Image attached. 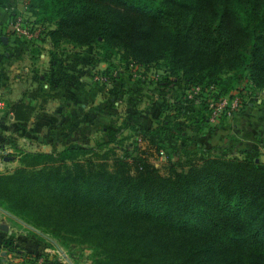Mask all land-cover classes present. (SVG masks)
<instances>
[{"label":"trees","instance_id":"obj_1","mask_svg":"<svg viewBox=\"0 0 264 264\" xmlns=\"http://www.w3.org/2000/svg\"><path fill=\"white\" fill-rule=\"evenodd\" d=\"M10 1L0 0V8ZM22 1L27 21L43 29L29 45L35 59L48 43L55 57L65 45L94 47L110 68L115 58L127 69L160 65L167 84L200 88L199 110L177 106V116L194 123L208 124L211 100L235 90L247 105L245 84L264 91V0ZM9 109L20 122L36 113L23 101ZM168 124L158 128L183 143L165 172L143 154L96 159L125 129L148 134L125 123L94 147L26 153L31 169L0 175V207L91 244L94 264H264V167L192 149L181 123Z\"/></svg>","mask_w":264,"mask_h":264},{"label":"rangeland","instance_id":"obj_2","mask_svg":"<svg viewBox=\"0 0 264 264\" xmlns=\"http://www.w3.org/2000/svg\"><path fill=\"white\" fill-rule=\"evenodd\" d=\"M19 1L12 12H20L24 7L23 1ZM62 49L64 52L58 57L49 55L43 67L36 68V84L46 83L49 90L58 89L60 77L67 78L72 72L71 82L61 91L82 95L68 98L59 94L55 97V103H60L62 109L46 117L49 123L53 122L50 129L37 128L28 134L22 128L0 130V175L20 168L31 169L27 159L24 160L28 152H58L67 146L94 147L99 142L108 141L109 132L118 133L125 123L148 134L125 129L119 132V142L98 149L96 159L112 163L116 158L129 160L143 154L165 172L169 160L177 161L180 157L183 143L170 130L158 128L168 126L172 121L181 123L180 129L187 135L190 148L201 146L211 149L212 155L217 156L250 157L264 167V91H256L245 84L242 87H245L247 105H242L234 113L226 111L222 117L209 120L208 124L194 123L192 119L178 117L177 106L190 105L193 111L199 110V93L197 90L185 91L173 83L167 84L160 65L149 71L135 64L127 69L126 63L115 58L114 67L110 68L107 63L98 62L94 47L65 45ZM55 61L56 65L53 64ZM107 69L109 74L104 73ZM79 71L82 75L77 76L75 72ZM172 80L176 81V78ZM238 93L235 90L227 98L233 101L234 97L240 96ZM71 100H78V104L72 106ZM156 129V134H152ZM0 222L9 227L8 231L17 244L15 248L21 251V263L27 264L28 259L32 264L95 263V248L80 243L71 235H55L35 228L2 207Z\"/></svg>","mask_w":264,"mask_h":264},{"label":"crops","instance_id":"obj_3","mask_svg":"<svg viewBox=\"0 0 264 264\" xmlns=\"http://www.w3.org/2000/svg\"><path fill=\"white\" fill-rule=\"evenodd\" d=\"M19 2V0H11L0 8V103L2 104L0 105V130L11 129L15 131L16 128H22L28 134L30 131L34 132L37 128H40L38 130L50 129L49 127L53 122L49 123L46 117L50 116L49 114L55 115L57 112H61L60 108L62 109V106L59 107L60 103H55L57 95L61 94V97L66 96L68 98L71 95V98H77L82 94H75L67 90L61 91L65 84L71 82L72 72L67 78L66 76L60 77L59 83L61 85H57L58 89L49 90L46 83L44 85L41 83L40 86L36 84V68H39V65L43 67L47 56L50 55L51 45L44 44V50L39 54V59H35L33 54L30 53V46L14 34L11 26V9L16 4L18 7ZM23 10L24 7L21 8V11ZM53 64L56 65L57 63L54 62ZM75 73L77 76L82 75L81 71ZM19 101L34 103L36 106V113L28 122L15 120L10 112L9 104ZM71 101H73L72 106L74 107L78 104V100ZM79 114H82V112L79 111ZM1 225L6 224L0 222ZM11 236L8 230L5 231L0 228V264H25L26 262L21 263L19 258L20 250L19 252L11 251L12 247L17 246L16 243L10 244L9 238ZM8 241L10 245H8ZM27 264L32 263L27 260Z\"/></svg>","mask_w":264,"mask_h":264},{"label":"built area","instance_id":"obj_4","mask_svg":"<svg viewBox=\"0 0 264 264\" xmlns=\"http://www.w3.org/2000/svg\"><path fill=\"white\" fill-rule=\"evenodd\" d=\"M25 8L26 7H24V9ZM12 10L13 9H11V26L14 34L22 38L27 45L37 42L43 35V29L41 27H34V25L30 24L23 11L12 12ZM199 91L200 88H197L198 93ZM230 101L231 100L227 97L221 98L217 102L211 100L209 103V120L214 121L215 119L222 117L226 111L234 113L239 107H241L240 97L236 96L231 103ZM0 105L2 104L0 103Z\"/></svg>","mask_w":264,"mask_h":264},{"label":"water","instance_id":"obj_5","mask_svg":"<svg viewBox=\"0 0 264 264\" xmlns=\"http://www.w3.org/2000/svg\"><path fill=\"white\" fill-rule=\"evenodd\" d=\"M0 228L5 230V231L9 230V227H7L6 225H1Z\"/></svg>","mask_w":264,"mask_h":264}]
</instances>
